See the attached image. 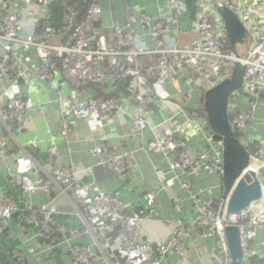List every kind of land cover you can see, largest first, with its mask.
I'll use <instances>...</instances> for the list:
<instances>
[{
  "label": "built area",
  "instance_id": "obj_1",
  "mask_svg": "<svg viewBox=\"0 0 264 264\" xmlns=\"http://www.w3.org/2000/svg\"><path fill=\"white\" fill-rule=\"evenodd\" d=\"M51 1L0 0V90L9 77L18 80L34 76L48 85L58 102L61 92L55 79L57 73H61L75 88L94 85L103 95L108 93L109 87L122 83L123 91L118 96L94 95L84 102L69 101L60 113L63 136L66 137L73 118L102 121L115 113L126 114L127 102L139 114L132 119V129L140 133L147 127L141 114L158 103H166L173 106L178 115L183 113L187 125L201 119L204 124L200 129L202 136L213 142L206 117L200 118L195 111L185 114L188 94L184 93L182 84L198 87L204 94L229 79L234 64L240 62L244 66L243 84L229 97L228 122L235 138L249 153L248 170L257 174L264 190V145L247 135L248 127L255 121L264 100V0H164L159 18L153 20L146 12L138 16L142 26L150 29L153 48H149L134 31L136 17L132 14L127 15L125 27L112 29L111 38L101 35L96 26L101 15L100 0H88L83 19L79 18L75 6L69 7L61 33L55 35L47 18ZM190 1L192 8L189 7ZM220 7L233 12L245 28L240 53L235 52L229 43L224 23L217 13ZM182 33L191 39L184 48H179L178 38ZM35 106L30 99L10 96L0 111V119L10 136L9 125L22 127L26 113ZM215 144L220 148L219 158L205 153L194 156L189 150L176 146L171 136L155 139L149 147L160 155L180 152L177 161L171 165L173 170L182 168L193 175L206 172L221 176V143ZM3 145L12 152L11 144L6 142ZM92 154L106 156L102 164L115 175L125 173L131 157L128 153L116 155L105 142L94 147ZM56 155L55 149L48 150L52 164L56 163ZM20 180L26 194L42 191L66 196L70 192L82 202L85 224L101 256L89 249L72 246L70 254L80 264H98L102 257L109 264H160L153 257L154 253L162 258L172 252L183 254L187 226L199 229L205 239L219 238L220 248L225 254L220 264H229L223 229L236 226L244 251L243 264H250L247 261L248 250L259 233L264 235V195L249 210L231 215L228 222H218V201L209 200L198 208L196 220L188 225L179 223L174 237L155 247L141 240L137 213L127 214L122 200L105 194L97 186L81 185L73 171L55 168L50 174H45V178L39 177L34 181L31 176H22ZM166 183L173 185L170 179ZM183 188L189 190V185L184 184ZM193 200L196 201V196ZM146 201L150 207L155 196L147 195ZM175 209H180L178 200H175ZM17 211L9 199L0 203V235ZM21 219L23 227L35 226L52 246L58 244V237H80L75 230L57 226L47 206L27 207L21 211ZM117 225H121L122 230L110 238Z\"/></svg>",
  "mask_w": 264,
  "mask_h": 264
},
{
  "label": "crops",
  "instance_id": "obj_2",
  "mask_svg": "<svg viewBox=\"0 0 264 264\" xmlns=\"http://www.w3.org/2000/svg\"><path fill=\"white\" fill-rule=\"evenodd\" d=\"M163 1L100 0L101 15L96 24L98 31L111 38L112 29L125 27L127 15L132 14L136 17L134 31L149 48H153L150 29L142 26L138 16L146 12L153 20L159 18ZM55 79L61 92L58 102L48 85L34 76L18 80L9 77L0 90V111L10 96L30 99L36 105L35 109L26 113L22 127L9 125L11 136L0 119V203L9 199L19 210L0 235V264H80L70 254L72 246L89 249L101 256L85 224L82 202L70 192L66 196L42 191L26 194L21 187L22 176H31L35 181L39 177L45 178V174H50L55 168L73 171L81 185L97 186L105 194L122 200L127 214L137 213L141 240L155 247L170 241L179 223L188 225L196 220L198 208L207 201L219 203L223 192L221 176L206 172L193 175L182 168L173 170L171 165L177 161L180 152L160 155L149 147L155 139L171 136L176 146L189 150L194 156L205 153L219 158L218 145L208 142L201 134L200 129L204 125L201 119L187 125L183 113L178 115L173 106L158 103L141 114L147 127L136 133L132 129V119L139 114L127 102L126 114L115 113L102 121L73 118L65 137L60 124L61 111L69 101L84 102L96 94L90 88H75L61 73L55 74ZM182 88L188 94L185 114L195 111L200 118L203 117L202 90L185 84H182ZM112 91V97L118 96L123 87L117 91V86H111L108 93ZM174 100L178 101L177 98ZM247 133L251 140L264 145V100ZM6 142L13 148L11 153L3 145ZM102 142L108 144L116 155H131L125 173L115 175L102 164L106 156L92 154V149ZM51 148L57 154L55 164L49 161L48 150ZM169 179L173 181L172 186L166 183ZM184 184L189 185V190L183 188ZM150 194L155 196V201L148 207L146 197ZM193 196H196V201ZM175 200L180 202L179 211L175 209ZM44 206L52 212L57 226L75 230L80 237H58V244L52 246L42 238L35 226L23 227L21 211L27 207ZM120 227H117L119 232L122 230ZM111 234L110 238H114L118 233ZM263 242L264 235L259 233L248 250V259L254 257L264 264ZM182 245L183 254L172 252L162 258L154 253L153 257L160 264H220L225 258L218 237L205 239L199 229L191 226H187ZM98 264L109 263L102 257Z\"/></svg>",
  "mask_w": 264,
  "mask_h": 264
},
{
  "label": "water",
  "instance_id": "obj_3",
  "mask_svg": "<svg viewBox=\"0 0 264 264\" xmlns=\"http://www.w3.org/2000/svg\"><path fill=\"white\" fill-rule=\"evenodd\" d=\"M222 19L232 49L243 45L245 28L239 18L226 7L217 9ZM244 66L236 62L229 79L208 89L203 94V111L206 122L212 131V141L221 143L222 196L218 203V222H228L233 214L247 211L263 198L264 190L257 174L248 170L249 153L235 138L228 122L227 105L233 92L243 84ZM122 83L117 85V91ZM223 238L227 249L229 264H243L244 251L241 235L236 226H225Z\"/></svg>",
  "mask_w": 264,
  "mask_h": 264
},
{
  "label": "trees",
  "instance_id": "obj_4",
  "mask_svg": "<svg viewBox=\"0 0 264 264\" xmlns=\"http://www.w3.org/2000/svg\"><path fill=\"white\" fill-rule=\"evenodd\" d=\"M191 3L192 2L190 1V3H189V7L190 8H192V4ZM73 6H75L76 9L78 10L79 18L83 19L84 16H85L86 9L88 7V0H52L49 3V6H48L49 14H48L47 18H48V21L50 22V25H51L55 35H59L61 33V28L63 26V19H64V16L66 15V13H67V9L69 7H73ZM241 48H242V45L237 46L236 51L238 53H240L241 50H242ZM88 88L92 89V91L96 94V96H104V97H112V96H114V92L113 91L107 93L106 95H103L100 92V90L94 85H91ZM201 112H202L201 113L202 116L205 117V113L203 111V107H202ZM117 227H119V225L114 227V230H113V233H112L113 235L119 232V228H117ZM120 229H121V227H120ZM247 261L250 264H262V262L260 260H257L254 257L253 258H249Z\"/></svg>",
  "mask_w": 264,
  "mask_h": 264
},
{
  "label": "rangeland",
  "instance_id": "obj_5",
  "mask_svg": "<svg viewBox=\"0 0 264 264\" xmlns=\"http://www.w3.org/2000/svg\"><path fill=\"white\" fill-rule=\"evenodd\" d=\"M191 38L189 35L185 34V33H182L179 35V38H178V47L179 48H184L185 47V43L187 41H189Z\"/></svg>",
  "mask_w": 264,
  "mask_h": 264
}]
</instances>
